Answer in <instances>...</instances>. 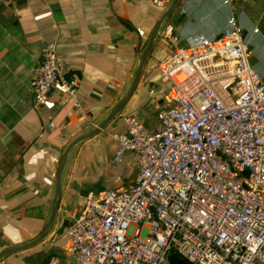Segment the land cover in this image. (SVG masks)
Masks as SVG:
<instances>
[{
	"label": "crops",
	"instance_id": "1",
	"mask_svg": "<svg viewBox=\"0 0 264 264\" xmlns=\"http://www.w3.org/2000/svg\"><path fill=\"white\" fill-rule=\"evenodd\" d=\"M164 1L157 7L153 0H0V253L27 245L45 231L63 151L101 123L128 93L138 57L173 0ZM232 22L242 29L249 65L264 80V0H177L121 111L68 152L51 229L39 243L0 264L72 262L67 230L80 202L104 189L125 190L136 178L131 153L113 163L116 137L126 128L122 118L134 117L148 131L158 128L166 100L158 65L173 49L162 38L164 28L170 26L178 46L184 47L221 37ZM50 43H55L67 77L79 83L80 108L55 91L44 106H33L34 70Z\"/></svg>",
	"mask_w": 264,
	"mask_h": 264
},
{
	"label": "built area",
	"instance_id": "2",
	"mask_svg": "<svg viewBox=\"0 0 264 264\" xmlns=\"http://www.w3.org/2000/svg\"><path fill=\"white\" fill-rule=\"evenodd\" d=\"M162 34L173 49L158 65L166 85L158 128L122 118L113 163L131 153L136 178L80 202L69 264H170L172 253L188 264H264V80L242 29L232 22L221 37L184 47L170 26ZM34 71V107L52 91L81 107L55 43Z\"/></svg>",
	"mask_w": 264,
	"mask_h": 264
},
{
	"label": "water",
	"instance_id": "3",
	"mask_svg": "<svg viewBox=\"0 0 264 264\" xmlns=\"http://www.w3.org/2000/svg\"><path fill=\"white\" fill-rule=\"evenodd\" d=\"M177 0H173L171 2L170 7L161 15V17L159 18V20L157 21L155 27L153 28L146 48L144 49V51L139 55L138 57V65L136 67L134 76H133V81L131 84V87L128 91V93L111 109V111L109 112L108 116L101 122L99 123L96 127H94L93 129H91L90 131L79 135L78 137L74 138L65 148V150L63 151L60 160H59V164L57 167V171H56V177H55V197H54V201H53V206L51 209V214H50V218L47 221V224L45 225V231L39 235L33 242L24 245V246H20V247H12V248H8L6 250H4L3 252L0 253V260L4 257H7L11 254H14L16 252H20V251H24L28 248L33 247L34 245H36L37 243H39L43 237L45 236L46 232L49 231L52 227V223L54 221L57 209L59 207V201L61 198V173H62V169L63 166L65 164L66 161V157L68 152L70 151V149L72 147H74L76 144L85 141L87 139L92 138L93 136L97 135L100 131H102L104 128H106L108 126V124L113 121L116 117V115L121 111V109L123 108V106L126 104L127 100L129 99V97L132 95V93L135 91L138 83H139V79H140V75H141V70L143 67V63L146 59V57L150 54L151 48L154 44L155 38L164 22V20L168 17V15L171 13V11L174 9L175 5H176ZM170 260L176 264H188L186 261H184L183 259H181L178 255L172 253L169 256Z\"/></svg>",
	"mask_w": 264,
	"mask_h": 264
},
{
	"label": "trees",
	"instance_id": "4",
	"mask_svg": "<svg viewBox=\"0 0 264 264\" xmlns=\"http://www.w3.org/2000/svg\"><path fill=\"white\" fill-rule=\"evenodd\" d=\"M166 23H167V21H166ZM154 46H155V44H153V47H152L151 51L154 49ZM145 63H147V60H145ZM170 264H176V263L170 261Z\"/></svg>",
	"mask_w": 264,
	"mask_h": 264
}]
</instances>
